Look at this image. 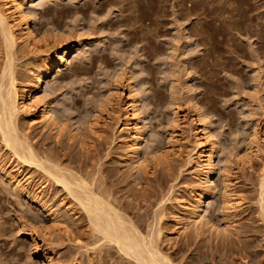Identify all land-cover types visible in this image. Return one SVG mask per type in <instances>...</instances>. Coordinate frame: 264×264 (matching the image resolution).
Instances as JSON below:
<instances>
[{"label":"rangeland","instance_id":"1","mask_svg":"<svg viewBox=\"0 0 264 264\" xmlns=\"http://www.w3.org/2000/svg\"><path fill=\"white\" fill-rule=\"evenodd\" d=\"M25 10L47 45L41 53L23 41L15 46L11 62L20 84L45 51L81 44L39 89L59 127L19 115L35 151L93 181L142 233L156 238L162 228L158 244L177 264H264V0H37ZM1 36L0 74L7 62ZM74 63H81L79 70ZM130 82L140 94L144 129L141 166L134 168L119 109ZM198 105L218 144L215 187L201 212L208 224L179 231V199L197 186V168L188 161L194 137L179 117L198 120ZM255 130L257 149H248ZM9 156L0 139L1 164L15 168ZM19 171L50 187L49 202L37 203L0 175V264H43L29 229L55 250L54 264H137L99 241L83 209L45 173ZM68 201L72 211L64 207Z\"/></svg>","mask_w":264,"mask_h":264},{"label":"bare ground","instance_id":"2","mask_svg":"<svg viewBox=\"0 0 264 264\" xmlns=\"http://www.w3.org/2000/svg\"><path fill=\"white\" fill-rule=\"evenodd\" d=\"M36 1L37 0H1L0 34L2 35L1 37L6 48L7 62L0 74V139L2 146L8 149L10 153L9 161L15 163L16 167L14 168L12 166L7 168V166L5 167L0 162V175L7 177L16 191L24 193L37 203L46 206L49 202L46 191L50 189V187L48 189L47 187L45 188L43 184H38L32 177L30 178V176L26 174H21L19 171L22 167L41 170L50 177L57 186L62 187L67 192V195L71 196L77 203V206L83 209L88 217L91 232L99 241L114 244L119 252L121 251L122 254L124 253V255H127L137 264H177L170 256L162 252L158 244L157 239L163 234L162 228L156 226L158 228L157 231H155L157 239L154 237L155 235L153 236V231V234L151 232L147 234L142 233L132 220L126 218L127 215L125 217V215L121 213L122 211L120 210V212L115 207L116 205H113L110 198L108 199L109 196L107 195V197L105 195L107 192H102L98 187H94L93 181L80 175H75L68 170V168L53 163L51 160L52 158L50 157V159L48 155L45 154V157H41V154L39 155L31 145L26 135L27 133L25 134L22 130V132L20 131V125L17 121L19 115L22 113L24 115H30V120L32 122H38V124H43V126L50 125L52 128L59 127V121H57V118L51 112V101H44L42 99V109L39 112L37 111V107H39L42 102L39 98V89L44 78L51 75L56 68H58V70H63L72 52H77L81 48V44L66 43L67 46L63 47L61 51H59V48H53L49 53L43 51L44 53L42 52L43 55L39 57L38 63H35L36 66L34 70L32 72L31 69L29 70L31 74L27 77V84H20V82L17 81L12 67L11 54L19 41L25 42L27 46H31L30 48L33 47L38 53H41L39 50H41L42 45H47V43L42 44L41 39L30 27L29 18L27 16L28 10H25V7L28 9V7ZM80 67L81 63H74L73 70L75 68L77 71ZM60 75L63 77L66 76L63 72ZM128 89V100L126 102H121L119 109L125 110L126 122L124 126L130 131L129 139L126 142V155H128L132 163L135 164L132 166L134 168V166H141L140 152L142 139L144 138V129H142L143 117L139 113L141 103L140 94L137 92L132 82L128 83ZM196 111L198 120L194 116L191 119H186L183 115L179 117L182 119V129L189 130L194 137L195 156L193 157L191 155L192 157H190L189 155L190 159L188 161L190 164H193H191L192 166L197 168V173L194 174V178L197 180V186L188 191V195L184 200L182 199L183 201H180L177 196L175 198L179 199V202L176 201L179 203V210H177L179 212L177 213L175 210L177 214L175 215L174 213V218L178 225L176 229L179 231L181 229V231H184L183 229H188L189 226H194L193 228H196L202 224L204 226L208 224V221H203L201 212L205 210L206 201L210 199L209 196H211L212 190L215 187L213 186L212 177L218 144L209 131L208 122L199 105L196 106ZM180 112L181 111L178 109L175 113L177 114ZM253 132L251 136L252 139L248 144V149H252L256 146V142L258 141L257 130ZM172 137L175 138L176 136L173 134ZM181 137L182 139H186L183 132L181 133ZM257 146L255 147L256 149ZM250 151L251 150H249V152ZM226 185L227 184L223 185L225 186L224 188L228 186ZM261 189L262 192L260 191L261 193L259 196L262 198V200L260 199L262 203L260 204L262 206L264 204V181H262ZM228 190L226 192H228ZM64 204H66L65 206L63 205L66 207L65 209L70 208L71 210L69 211H72L73 206L71 207L72 204L69 201ZM52 209V206H50V212L54 217H58L60 214L58 213L57 215L56 211ZM60 218H62V216ZM25 232L31 238L30 244L32 249L35 251L43 250V264H54L56 262L54 260L56 252L50 245H47V248L46 245L43 247L37 237L39 234L38 231L29 229V231L26 230ZM46 233L47 231L44 232V234L49 236V234Z\"/></svg>","mask_w":264,"mask_h":264}]
</instances>
